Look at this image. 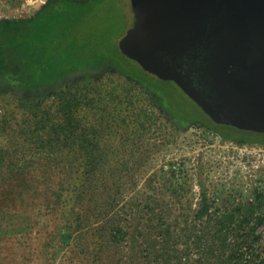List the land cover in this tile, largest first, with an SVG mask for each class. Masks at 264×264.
<instances>
[{
    "label": "trees",
    "instance_id": "1",
    "mask_svg": "<svg viewBox=\"0 0 264 264\" xmlns=\"http://www.w3.org/2000/svg\"><path fill=\"white\" fill-rule=\"evenodd\" d=\"M98 2L47 0L0 30L6 72L25 89H45L0 112V214H30L40 264H264L250 251L264 229L263 176L242 200L198 181L195 208L175 218L158 191L123 201L155 132L169 143L191 126L261 148L264 134L216 124L201 109L189 116L176 107L173 82L120 69L84 27ZM184 175L169 163L179 201Z\"/></svg>",
    "mask_w": 264,
    "mask_h": 264
},
{
    "label": "water",
    "instance_id": "2",
    "mask_svg": "<svg viewBox=\"0 0 264 264\" xmlns=\"http://www.w3.org/2000/svg\"><path fill=\"white\" fill-rule=\"evenodd\" d=\"M124 54L214 123L264 134V0H129Z\"/></svg>",
    "mask_w": 264,
    "mask_h": 264
},
{
    "label": "rangeland",
    "instance_id": "3",
    "mask_svg": "<svg viewBox=\"0 0 264 264\" xmlns=\"http://www.w3.org/2000/svg\"><path fill=\"white\" fill-rule=\"evenodd\" d=\"M46 1L0 0V30L7 20L33 16ZM85 25L97 47H102L107 57L112 58L120 69L142 76L139 65L121 54L124 46H129L127 31L132 25L129 0H99ZM123 36L127 38L124 40ZM81 77L82 74L79 73L65 80L72 82ZM44 93L45 89L31 91L23 88L18 80L6 72L0 59V112L5 109L9 112L16 111L13 107L15 102ZM172 93L177 108L192 117L200 114V108L187 99L180 88H173ZM7 96L8 100L4 99ZM19 117L20 114L17 116L18 121ZM176 135V139L169 143L163 141L164 134L155 132L150 135L155 138L157 146L148 150L134 171L126 176L128 183L127 189L123 191L124 202L158 191L157 197L160 200L164 198L167 212L175 218L181 212L189 213L190 206L195 208L199 193L198 181L204 183L211 193L216 187H221L222 195L226 198L231 196L242 200L251 193L259 178L264 177V148L238 147L231 142L222 141L216 134L191 126ZM169 163L180 166L185 172L181 201L175 198L174 190L166 180ZM256 231L262 233V239L255 243V250L250 251H256L260 258H264V229L261 227ZM35 236L30 214L20 211L1 213L0 264H40L39 244L38 241L35 242ZM65 239L67 240L66 237Z\"/></svg>",
    "mask_w": 264,
    "mask_h": 264
},
{
    "label": "flooded vegetation",
    "instance_id": "4",
    "mask_svg": "<svg viewBox=\"0 0 264 264\" xmlns=\"http://www.w3.org/2000/svg\"><path fill=\"white\" fill-rule=\"evenodd\" d=\"M130 3V2H129ZM130 10H131V7H130ZM131 15H132V20H133V14H132V12H131Z\"/></svg>",
    "mask_w": 264,
    "mask_h": 264
}]
</instances>
